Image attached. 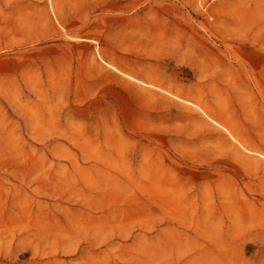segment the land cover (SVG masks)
I'll return each mask as SVG.
<instances>
[{
    "label": "rangeland",
    "instance_id": "rangeland-1",
    "mask_svg": "<svg viewBox=\"0 0 264 264\" xmlns=\"http://www.w3.org/2000/svg\"><path fill=\"white\" fill-rule=\"evenodd\" d=\"M261 153L264 0H0V264H264Z\"/></svg>",
    "mask_w": 264,
    "mask_h": 264
},
{
    "label": "bare ground",
    "instance_id": "bare-ground-1",
    "mask_svg": "<svg viewBox=\"0 0 264 264\" xmlns=\"http://www.w3.org/2000/svg\"><path fill=\"white\" fill-rule=\"evenodd\" d=\"M108 65H110V66H113L111 63H109V62H107V61H105ZM113 67H115V66H113ZM130 76V75H129ZM131 78H133V79H135V80H138V81H141L140 79H138V78H136V77H133V76H130ZM142 82V81H141ZM178 98H180V99H183V98H181L180 96H178V95H176ZM183 101H185V102H187L189 105H192V106H195V107H197V108H199V109H201L203 112H204V115H206L209 119H211L212 120V122H210L209 120H207V119H203V118H201V120H202V122H204V123H206V124H208V125H210V126H213L215 129H217V127L215 126V124L216 125H218V126H221L223 129H224V131H225V133H226V135H227V133H228V137L230 138H232L235 142H236V144H238V150L240 149V147L242 148V149H244V150H246V151H248L249 153H255L256 151H254L252 148H250L245 142H243L237 135H235V133L232 131V129L226 124V123H224L223 121H221L220 119H218V118H216L213 114H211L210 112H208V111H206L199 103H197L196 101H193V100H189V99H183ZM193 109V108H192ZM194 110V109H193ZM222 129V130H223ZM235 147H237V146H235ZM261 155H263L264 156V153H261Z\"/></svg>",
    "mask_w": 264,
    "mask_h": 264
}]
</instances>
